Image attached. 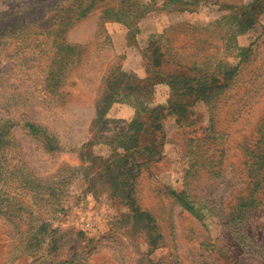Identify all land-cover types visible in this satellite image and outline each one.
<instances>
[{"label": "rangeland", "instance_id": "obj_1", "mask_svg": "<svg viewBox=\"0 0 264 264\" xmlns=\"http://www.w3.org/2000/svg\"><path fill=\"white\" fill-rule=\"evenodd\" d=\"M0 264H264V0H0Z\"/></svg>", "mask_w": 264, "mask_h": 264}, {"label": "crops", "instance_id": "obj_2", "mask_svg": "<svg viewBox=\"0 0 264 264\" xmlns=\"http://www.w3.org/2000/svg\"><path fill=\"white\" fill-rule=\"evenodd\" d=\"M156 95H158V93Z\"/></svg>", "mask_w": 264, "mask_h": 264}]
</instances>
